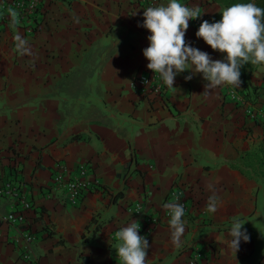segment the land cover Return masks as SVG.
<instances>
[{
  "label": "crops",
  "instance_id": "1",
  "mask_svg": "<svg viewBox=\"0 0 264 264\" xmlns=\"http://www.w3.org/2000/svg\"><path fill=\"white\" fill-rule=\"evenodd\" d=\"M168 2L40 0L32 25L0 26V264H120L114 234L129 218L149 243L148 264L196 255L195 264H264V124L228 96L236 90L264 109V67L245 70L247 87L207 96L202 76L183 72L165 99L139 100L128 85L148 70L150 33L138 25L144 10ZM189 6L202 16L189 21L186 42L222 60L195 33L229 0ZM17 34L30 54L17 51ZM80 164L99 185L72 205L53 170ZM175 185L189 186L190 200L178 248L162 207ZM17 193L31 203L25 227L4 220L20 209ZM234 221L249 236L236 253L225 244Z\"/></svg>",
  "mask_w": 264,
  "mask_h": 264
},
{
  "label": "clouds",
  "instance_id": "2",
  "mask_svg": "<svg viewBox=\"0 0 264 264\" xmlns=\"http://www.w3.org/2000/svg\"><path fill=\"white\" fill-rule=\"evenodd\" d=\"M10 12L12 17L18 15L15 11ZM219 15L221 18L217 22H201L195 33L196 38L203 40L213 51L223 54L222 60H213L208 53L191 47L185 40L189 21L202 16L199 7L187 6L179 0L148 7L143 11V24L138 25L150 33L148 47L143 50L147 69L153 75L158 74L162 83L174 90L175 78L183 72L190 73L185 77L186 81L196 74L202 76L206 81L202 93L205 96L218 87L240 88L241 69L245 65L264 66V7L254 2L235 3L223 8ZM15 41L21 55L30 54L27 41L19 34ZM162 207L170 217V241L173 246L181 247L186 231L184 206L176 200L164 203ZM206 211H217L214 194L208 198ZM129 220L114 234L116 257L120 264H148L149 243L139 234V221ZM244 224L234 221L227 233L225 244L234 253L239 250L241 241H249L247 231H242Z\"/></svg>",
  "mask_w": 264,
  "mask_h": 264
},
{
  "label": "built area",
  "instance_id": "3",
  "mask_svg": "<svg viewBox=\"0 0 264 264\" xmlns=\"http://www.w3.org/2000/svg\"><path fill=\"white\" fill-rule=\"evenodd\" d=\"M39 1L40 0H2L0 2V26L13 23L14 21L19 24L23 23L25 20L30 21L31 17L39 7ZM179 2L189 6V0H179ZM10 10L15 11L18 15L12 17ZM193 22L198 24L197 19L193 20ZM130 83L128 85L129 91H131L134 96L138 97L139 100H163L170 94V88L162 83L158 74L153 75L150 70H147L143 74L136 75ZM228 96L231 100L244 106L245 113L249 119L264 124V109L262 107H258L249 101H243L242 96H239L236 90L228 91ZM87 170V164H80L74 173L68 172V170L60 166L55 167L53 170L52 181L55 189L62 191L67 201L72 205L80 202L85 192L91 190L92 187L96 188L99 185L98 181L87 180ZM6 188L9 189L10 187L6 185L4 189ZM188 192L189 186L175 185L169 191L165 203L178 200L183 204L185 215H187L190 210ZM2 193L5 194V191L0 189V196H2ZM18 196L20 209L8 213V215L4 217V220L25 227V213L30 210L31 203L29 200L23 198L22 195L18 194ZM164 216L169 217L167 210L164 211ZM197 257L198 255L194 256L188 264H195Z\"/></svg>",
  "mask_w": 264,
  "mask_h": 264
},
{
  "label": "trees",
  "instance_id": "4",
  "mask_svg": "<svg viewBox=\"0 0 264 264\" xmlns=\"http://www.w3.org/2000/svg\"><path fill=\"white\" fill-rule=\"evenodd\" d=\"M248 2H254V3L257 4V6L264 7V0H253V1L252 0H229L230 5L235 4V3H248ZM255 67H257V66H253L251 64H248V65H245L241 69V76H240V78H241L242 86L244 88L248 86V84L245 81V76H246L245 70L246 69L253 70V69H255Z\"/></svg>",
  "mask_w": 264,
  "mask_h": 264
},
{
  "label": "rangeland",
  "instance_id": "5",
  "mask_svg": "<svg viewBox=\"0 0 264 264\" xmlns=\"http://www.w3.org/2000/svg\"><path fill=\"white\" fill-rule=\"evenodd\" d=\"M37 17H38V16L34 15V16L31 17L30 22H28V20H25L23 23H24L25 25H27V24L32 25V21H33V23H34V19H33V18H37ZM250 89H252V88H250ZM244 94H246V92H244ZM251 94L254 95V93H251V91H250V94L247 95V96H248L247 100H248V99H249V100H256V99H255L256 96L254 97V96H252ZM249 102H250V101H249Z\"/></svg>",
  "mask_w": 264,
  "mask_h": 264
}]
</instances>
